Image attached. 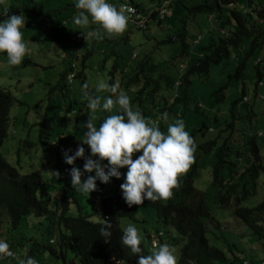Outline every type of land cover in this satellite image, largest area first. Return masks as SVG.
Returning a JSON list of instances; mask_svg holds the SVG:
<instances>
[{
    "label": "trees",
    "instance_id": "1",
    "mask_svg": "<svg viewBox=\"0 0 264 264\" xmlns=\"http://www.w3.org/2000/svg\"><path fill=\"white\" fill-rule=\"evenodd\" d=\"M123 1L107 3L118 6ZM13 2L21 3L22 6L27 5L24 11H31L39 16L38 12L41 9L30 10L26 0H0V21L3 19L2 13L5 8L10 14L22 11L15 8ZM129 2L141 9L133 0ZM159 2L161 0H152L151 6L142 8L145 12H150L144 29L127 19L141 30L149 29L152 22L153 35L147 39H153L155 46H150L148 52L130 48L125 55L123 53L126 51L120 53L118 48L119 50L120 47L123 48L124 42L127 44V34L118 35L109 31L115 30L117 24L102 21L96 11L85 6L77 4L74 6L72 3L64 2L57 7V12L62 17L55 18L61 21L60 24L54 20L51 22L53 24H49L53 29V37L57 43L69 42L71 46V49L68 48L66 51L69 66L66 73L61 74L60 78L64 83L60 86L66 87L72 85L75 79L79 80L85 94L80 100L74 97L78 110L74 108L72 112L75 113L82 107L81 113L88 121L93 120L97 129L90 131L89 122L84 125L79 120H73V123H70L84 130L80 133H77L76 128L74 131L70 130L71 137L76 134L78 139L80 134L85 141L80 152L82 156L73 158V162L66 166L65 173L60 176L58 186L60 189H56L58 195L51 193L50 186L44 187L42 178L37 173H20L18 168L3 156L1 147L13 117L11 107L16 98L8 91L9 89L0 86V242L14 252L22 249V264H46L48 259H53L52 257L59 259L62 264H120L135 257H142L146 254V243L122 229L119 224L120 218L136 220L142 206L153 209L154 215L148 216L153 217L158 226L150 225L149 231L145 229L141 237L147 239V233L161 232V246L167 241L170 245H178L180 249L175 264H241L239 253H242L243 259H248L250 263H254L258 258L257 252L261 253L264 259V200L250 207L241 204L249 195L255 193L258 179L264 175L263 144L259 142L256 131L251 133L246 131V119L237 115V104L253 115V102L258 97L264 99V93L251 90L248 94L244 88V79L248 77L246 74L248 65L254 69L255 87L260 88L263 85L264 58H259L255 50L264 46V0H246L245 8L235 6L238 0H173L172 14L164 20L156 21L155 8L159 6ZM102 8L105 12L104 4ZM75 9H80L84 17L82 15L74 17ZM62 10L69 12L67 15L72 16L73 23L62 24L68 20ZM108 11L109 13L105 14L118 19L113 15L116 12L115 8ZM198 14H205L208 21H212L213 27L208 30L199 27L198 21L195 20ZM81 18L84 19V25L80 21ZM255 18L261 22L254 21ZM166 20L167 25L164 27L162 22ZM192 20L195 26L190 24ZM99 21L101 24L97 27ZM76 23L81 24L76 26ZM169 29H172L171 32L160 38L154 35ZM100 31L102 35L97 41L95 35ZM78 34L81 35V41H73L72 37ZM48 35H51V32ZM87 41L88 44L86 43L83 51L78 50L77 45ZM98 42L109 44V50L103 57V64L108 60L112 61L108 71L110 85L108 93L111 95L110 100L121 105L117 110L109 112L100 110L97 106H91L90 110L89 106L91 99L97 98L86 78V60L92 53V46ZM164 44L174 45L173 49H168L169 56L168 54L160 56V52L159 55H154L155 50H161ZM133 54L134 56H131ZM232 54L236 60L234 70L228 73V78L235 79L237 86L241 83L242 88L240 96L230 101L232 117L227 119L228 121L225 119L217 123L216 127L213 126L217 121L216 117L207 122L202 120L187 132V129L183 128L185 120L190 115L194 116L193 114L199 112L200 108L199 101L190 96L194 80L206 79L212 66L224 63ZM156 56L157 59L154 58ZM158 56L162 59L160 60ZM125 58L127 64L125 62L122 64L123 70L120 68L119 59L124 61ZM249 61L251 63H248ZM70 71L73 78L69 83H65L64 77ZM115 72L121 73L125 87L132 89L133 96L128 101L113 97L125 95L119 93L121 87L117 89L114 87ZM226 86L227 82L214 91L220 93V98H216L219 102L224 98L223 90ZM66 91L70 95L69 90ZM157 97L162 101L157 102L155 100ZM97 103H101V99H98ZM69 104L71 103L61 105L59 110L66 109ZM36 112L37 110L33 113ZM59 112L64 116L69 114L68 117H71L72 113L68 110L66 113ZM47 117L38 116V119L34 118V123L40 124V128L48 127L54 133H60L59 130L54 131L56 128L54 126L63 121L62 116L59 115L60 119L57 120L53 118L51 124ZM68 117L64 119V123ZM39 119L40 122L37 121ZM191 121L194 123L195 119ZM209 128H212L211 132ZM42 133L44 134L39 129L38 138ZM127 135L132 137V151L126 160L128 166L125 168L130 173L129 187L125 191L100 197L101 209L97 211L100 212L101 219L94 220L92 218L94 211L85 210L84 205L78 201L76 192L69 191L67 185L76 177L77 163L83 165L85 162L89 164L87 172L97 173L98 178L95 181L101 180L99 182L104 183L106 180L119 179L120 170L115 168L110 171L111 177L108 176L107 159L102 160L97 154L100 153V148L108 150L125 144ZM37 140L43 143L41 138ZM23 145L31 147L30 149L37 146L36 143L29 141H24ZM68 145L67 142L65 148L68 149ZM20 149L16 150L17 159L21 155ZM133 159L136 162L138 160L135 171L132 169ZM104 165L105 170L102 168ZM208 167L214 204L222 209L229 208L232 214L246 225L254 237L251 245L248 246L243 241L237 245L214 234L213 243L208 238L206 221L212 219L210 208L206 204V194L194 186V180L202 176ZM166 171L168 174L164 177ZM78 175L82 177L80 172ZM87 180L90 181L92 178L87 176ZM156 180L165 183L161 185L162 188ZM143 183L147 185L144 186ZM88 207L90 208V205ZM141 212L139 214L142 219L138 220L145 223L147 219ZM33 221L36 224L32 223L29 226L28 224ZM168 227L176 231L178 239L172 236L170 239L167 238ZM31 228L33 231H30ZM216 229H220L218 221ZM44 236H47V239ZM49 238L53 241H49ZM252 244L256 251L245 252L244 248L247 249ZM250 253L252 254L249 255ZM2 259L4 258L0 259V263L5 261H1Z\"/></svg>",
    "mask_w": 264,
    "mask_h": 264
},
{
    "label": "rangeland",
    "instance_id": "2",
    "mask_svg": "<svg viewBox=\"0 0 264 264\" xmlns=\"http://www.w3.org/2000/svg\"><path fill=\"white\" fill-rule=\"evenodd\" d=\"M26 1L29 4L30 10L39 11V9H41V11L38 12L39 16L33 14L31 11H24V8L28 7L27 5L24 4L22 6L21 3L18 4L17 2H13L14 7L22 9V11L11 13L10 15L4 17L0 22V86H4L9 89L17 101L14 102L11 107L13 117H11L7 136L2 144L1 152L8 162L12 165H15L21 173H37L42 178L44 187L50 186L52 188L51 193L58 195L59 193L56 191V189H60L58 188L59 177L65 173L67 163L73 162V158L81 156L80 152L85 141L80 134H78V139L77 136H75L76 134H73V137H71L69 132L70 130L74 131L75 128L77 129V133H80L81 131L84 132V130L71 125L73 120H79V122L84 125L89 122L91 125L90 131H96L97 129L94 125L95 122L93 120L88 121L87 117H84V114L81 113L82 107L79 111H75V113L72 112L74 108L75 110H78V108L75 107L74 97L76 100H80L82 95L85 94L84 88L80 87L79 80L75 79L72 85H67L66 87L61 88L62 83H64L63 79L60 78L61 74L66 73L65 71L69 66L68 56H61V49L67 51L68 48L71 49V46L69 45V42L60 44L55 41V38L53 37V29L51 25H49V21L55 20L56 17H62L60 16V13L57 12V7L60 5V3L63 4L64 2L72 3L74 6L75 4L78 6H85L89 10H94L98 13V16L100 19H102V21L109 23L112 22L118 25L115 30L109 29L110 32H116L118 35L127 34V44H124V42L122 45L123 48L120 47V50L118 48L120 53L126 51V53H123L124 55L130 51V48H135L139 52H142V50L148 52L150 50V46H155L153 39H147L153 35L154 25L152 22H150L149 29L141 30L136 28L131 22L126 21L125 19H115L114 17H109L107 14H105L102 5L107 2L115 4L119 2V0ZM245 1L246 0H238L235 6L237 8L241 6L245 8ZM133 2L139 4L143 8H147L152 0H133ZM15 4L17 5L15 6ZM50 9L52 10L50 11ZM64 12L65 10H62V13ZM195 18V20L198 21L199 27L203 29L207 28V30L213 27L212 21H208L205 14H198L195 16ZM193 21L194 20L190 21V24L195 26ZM254 21L259 23L261 22V20L258 18H255ZM166 23L167 20L163 21L162 25L165 27L167 25ZM100 24L101 23L99 21V23H97V27H99ZM68 25H70V23ZM171 30L169 29L164 32H157L154 35L156 38H160L164 34L170 33ZM191 31H193V28H191ZM49 32H51V35H48ZM100 35H102L101 31L95 35L97 41L99 40ZM86 43L88 44V41L77 45L78 50L83 51L85 46H87ZM108 46L109 44L105 42H98L94 44L92 46V53L86 60V78L89 86L92 88L93 93L97 98L91 99V103L89 105L90 110H92L91 106H97L98 109L109 112L110 110H117L119 106H121L118 102L110 100L111 95L108 93V88L110 87L108 83L110 61H106V63L103 64L104 53L109 50ZM170 48L173 49L174 45L164 44L161 46V50H155L154 55H159L160 52V56L161 54L162 56L164 54L166 56L168 53L170 54L168 51ZM255 52L259 58H264V46L256 49ZM154 58L157 59V56ZM134 59L136 58H133V60ZM159 59L161 60L162 57H159ZM235 60V56L232 54L230 57H227L224 60V63L212 66L210 69V75L206 77V79L194 80L191 86L190 96L192 95L199 101L200 108L199 112H195L193 114L194 116L191 117L190 115L187 120H185L183 128H186L187 132L189 129L197 126L202 120L207 122L213 117H216L217 121L213 124V126L216 127L217 123L222 122L225 119L228 121L227 119L232 117L230 111L232 104L230 101L239 97L242 90L241 83L238 85L240 87H238L235 83V79L230 80V78H228V73H231L234 70ZM124 62L126 63V58L124 61L119 59L121 69H123L122 64H124ZM77 63L79 64L78 60ZM248 63L251 62L249 61ZM246 74H248V77H245L244 79L245 85L242 84L244 85L246 93L250 94L251 90H258V92L264 93V79L262 80L263 85L260 88H256L254 69L250 65H248L246 68ZM121 75L122 74L119 72L114 73V87L116 89L117 87H121L119 89V93L125 94L126 96L115 95L113 97L117 99L122 98L123 100L128 101L129 98L133 96L132 89L125 87V80L122 79ZM226 80H229V82ZM226 82L227 86L223 90L224 98L221 102H219V100H216V98H220V93H215L214 91ZM67 89L69 90L70 95L67 94ZM63 91L66 92L62 93ZM128 92L130 94H128ZM98 99H101V103L99 104L97 103ZM155 100L162 101V99L159 97H157ZM67 102L71 104H69L67 108L65 107L66 109L59 110L61 105H65ZM87 103L88 102H86V104ZM253 103V115L250 114L246 108L241 107L240 104H237V115H240L246 119V131L248 133L256 131L259 142L263 144L262 146L264 152V99L258 97ZM35 110H37V112L33 113ZM66 110L72 112L70 113L72 118L68 117V115L64 116L59 112L64 111L66 113ZM151 112H153V110H151ZM89 113L91 112L89 111ZM44 115L48 116L47 119L50 124V121L53 118L56 120L60 119L59 115L62 116L61 118L63 121L67 117L68 120H65V123L63 121L56 123L57 126H54V128L56 127L54 131H60V133L56 134L57 132L54 133L48 127L40 128V124L34 123V118L38 119V116L43 117ZM86 115L88 116V113ZM249 118L250 120H248ZM192 119H195L194 123H192ZM65 124L66 126H62ZM133 125L134 123H132L131 126L133 127ZM39 129L44 132V134L42 133V136L40 137L43 143L40 141L38 142L37 140H40V138H38ZM24 141H29L32 143L34 142L37 144V146H34L33 149H30L31 147L23 145ZM52 141H55L56 146L51 144ZM67 142L69 143L68 149L67 147L65 148ZM131 142V135H127L125 144L114 146L108 150L100 148V153L97 154L98 157H102V160L103 158L107 159L109 165V172H107L108 176L111 177L112 173H110V171L114 170L115 168L120 170L119 179H116V181L106 180L104 183H100L99 181L101 180H97L94 182H87L83 175H85L86 178L87 176H93L92 180H96L98 178V175H96L97 173L87 172V168H85L84 165H79V163H77L78 168L76 170V177L74 178V181L67 185V188L72 193H74V191L76 192L78 201L84 205L85 210L94 211L92 215L94 220L101 219L100 212L96 209V195L99 197L113 195L121 191H125L129 187L130 173L126 171L125 168L128 166L126 160L129 158V154H131L132 151ZM19 148H21L20 168L15 163L17 159L16 150ZM133 161L134 163L132 164V169L135 171L137 170L136 168L138 160L136 162L135 159H133ZM150 167H147V169H150ZM79 172L81 173L82 177L78 175ZM145 174L147 176L148 172ZM167 174L168 171L164 172V177H166ZM156 183H160L159 186L165 184L162 180H156ZM143 184L144 186L147 185L145 183ZM194 186L199 191L206 194V204L210 208V214L212 216V219L206 221L208 238L211 240V242L213 243L212 234H214L221 239L227 240V242L231 240L237 245L241 241L246 243L248 246L251 245L250 242L254 241V237L246 225L240 222L239 219L232 214L229 208L222 209L214 204V194L210 189L209 167L204 170V174L202 176L194 180ZM261 200H264V175H261L258 179L255 193L249 195L244 201H242L241 204L250 207ZM89 205L90 208L88 207ZM144 209L147 211L141 212V210ZM140 212L145 214V218L147 219L145 223L139 221L142 219L141 214H139ZM148 214L151 216L154 215L153 209L142 206L136 215V220L120 218V227L128 231L130 234L136 236V238L145 242L146 239L141 237V235L143 236L145 229L149 231L151 226H158V224L154 222V218L149 217ZM217 221L219 222L220 229H216ZM32 223L36 224V222L33 221L28 225L31 226ZM31 230L33 231V228H31L30 231ZM167 232L169 233V237H167L168 239H170L171 236L178 239V235L172 227H168ZM47 236H44V238L47 239ZM240 236H242V238H240ZM27 237H29V233ZM28 240L29 239H27L26 244L29 243ZM163 244L165 255L169 260L175 262L179 255V246L170 245L168 241L164 242ZM252 247H254L253 244L251 247H247V249L244 248V251L247 250L248 253L251 250L256 251ZM17 253L19 256L17 261H12L7 258L5 260L6 262L3 261L0 264H16L17 262L22 264V249L18 250ZM251 254L252 253L249 255ZM257 255L258 258L254 260V263L260 264L261 262H264L263 256H260L259 252H257ZM241 256L242 253H239L238 257ZM52 258L53 259L50 260L48 259L46 264H62L59 259L54 257Z\"/></svg>",
    "mask_w": 264,
    "mask_h": 264
},
{
    "label": "clouds",
    "instance_id": "3",
    "mask_svg": "<svg viewBox=\"0 0 264 264\" xmlns=\"http://www.w3.org/2000/svg\"><path fill=\"white\" fill-rule=\"evenodd\" d=\"M129 2V0H124L123 2H121L119 5H121V4H123V3H125V2ZM130 3V2H129ZM160 3V2H159ZM107 5H109L110 6V8L109 9H111V8H115V9H117V6H112V4L111 3H105L104 4V9L106 10V7H107ZM118 5V6H119ZM137 7V6H136ZM143 7H141V9H142ZM170 8H171V3H170ZM106 13H109V11H105ZM116 13V12H115ZM171 14H172V10H171ZM8 15H10V13L8 12V10H7V8H5L4 10H3V13H2V16H3V18L4 17H6V16H8ZM116 18H118V19H125L126 21H127V19L126 18H124L123 16H116V14H113ZM166 18V17H165ZM161 20H164V18L163 19H161ZM160 19H156V21H161ZM2 21V20H1ZM0 21V22H1ZM65 23H66V21H63V25H65ZM79 36V37H78ZM72 40L73 41H77V42H80L81 41V35H76V36H73L72 37ZM132 56H134V54L132 55ZM108 61H110V60H108ZM111 62L112 61H110V65H111ZM74 64V60H72V65ZM65 82L66 83H69L70 82V80L73 78V73H72V71H70V73H68L65 77ZM4 87V86H3ZM6 88V87H5ZM7 89V88H6ZM9 91V90H8ZM10 92V91H9ZM11 93V92H10ZM12 94V93H11ZM14 96V95H13ZM15 102H17V101H15ZM69 115V114H68ZM40 120L41 119H39L38 121L40 122ZM133 122H135V121H133ZM209 130V132H211L212 131V128H209L208 129ZM51 144L52 145H55L56 146V144H55V141H52L51 142ZM82 156V155H81ZM7 160V159H6ZM8 161V160H7ZM155 162V161H154ZM15 163H16V165L20 168V158L19 159H16V161H15ZM69 163H71V162H69ZM69 163H67V165L69 164ZM66 165V166H67ZM73 165H75V163H73ZM84 166H85V168H88L89 167V164L88 163H84L83 164ZM15 166V165H14ZM16 167V166H15ZM102 168H104L103 170H105L106 169V165H104ZM19 170V169H18ZM20 171V170H19ZM66 171V170H65ZM21 173V172H20ZM90 173H93V172H90ZM89 177H91V178H93V176H89ZM60 178V177H59ZM86 180H87V178H85ZM89 180V179H88ZM87 180V182H94L95 180H90V181H88ZM90 188V187H89ZM95 198H96V201H97V203H96V209L98 210V209H101V204H100V200H101V198L98 196V195H96L95 196ZM160 235H161V232H149V233H147V239L145 240V243H146V254L144 255V256H142V257H135V258H133L131 261H128V262H121L120 264H141V263H139V260H142V259H146V260H148L149 262H151L152 264H156L158 261H160V260H167L170 264H175L176 263V261L175 262H173V261H171V260H169L168 258H167V256L165 255V252H164V249L162 248L161 249V247L164 245H160ZM50 240L49 241H53V239L52 238H49ZM1 244V246L2 247H0V252H1V254H0V259L1 258H4V259H2L1 261H3V260H6L7 258H9L10 260H12V261H17V259H18V253L17 252H14V251H11V250H9V249H7L6 247H4L3 246V243H2V241L0 242ZM153 243H155L156 245L155 246H152V244ZM252 248H254V247H252ZM240 259H242V262H241V264H258V263H250L249 261H247L248 259H243V256H241V257H239ZM249 262V263H248ZM264 262H261L260 264H263ZM16 264H20V263H16ZM73 264H75V263H73Z\"/></svg>",
    "mask_w": 264,
    "mask_h": 264
},
{
    "label": "built area",
    "instance_id": "4",
    "mask_svg": "<svg viewBox=\"0 0 264 264\" xmlns=\"http://www.w3.org/2000/svg\"><path fill=\"white\" fill-rule=\"evenodd\" d=\"M173 0H161L159 3V6L155 8L156 10V19H163L167 16L171 15V8L170 3ZM110 8L109 5H107L106 10L108 11ZM150 12H145L142 9L137 8L135 5L129 2H125L119 6H117L116 9V16H123L126 19H130L133 21L137 26L140 28L146 27V20L148 18ZM79 37V36H78ZM156 244L153 243L152 246H155ZM139 263L141 264H152L146 259L139 260ZM156 264H170L167 260H160ZM264 264V263H263Z\"/></svg>",
    "mask_w": 264,
    "mask_h": 264
},
{
    "label": "crops",
    "instance_id": "5",
    "mask_svg": "<svg viewBox=\"0 0 264 264\" xmlns=\"http://www.w3.org/2000/svg\"><path fill=\"white\" fill-rule=\"evenodd\" d=\"M151 5H152V4H151ZM151 5H149V6H151ZM75 10H76V11L74 12V14L72 13L74 17H75V16L77 17V16H79V15H80V16L82 15V17H84V13H82V12L80 13V9H75ZM65 13H66V17H67V19H68V20L66 21V24H69L70 22L73 23V19L71 18L72 16H68V15H67V13L69 14V12L67 11V12H65ZM61 15H62V14H61ZM86 20H88V19H86ZM52 21H53V20H50V21H49L50 24H53V23H51ZM80 21H81L82 24L84 25V23H85V22H84V19L81 18ZM89 21L91 22V20H89ZM54 22H55V23L57 22V24H60L61 21L58 19V20H54ZM86 23H87V22H86ZM80 24H81V23H76V26H77V25H80ZM88 24L90 25V23H88ZM63 40H64V39H63ZM66 55H67V52H66L65 50H62V56H66ZM256 254H257V253H256ZM256 254H255V255H256ZM259 254H260V256H261V253H259Z\"/></svg>",
    "mask_w": 264,
    "mask_h": 264
}]
</instances>
